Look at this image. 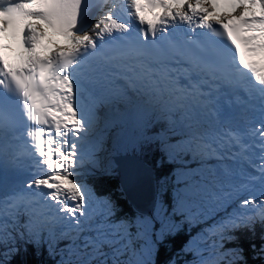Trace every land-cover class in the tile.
Returning <instances> with one entry per match:
<instances>
[{
    "label": "snow or ice",
    "instance_id": "1",
    "mask_svg": "<svg viewBox=\"0 0 264 264\" xmlns=\"http://www.w3.org/2000/svg\"><path fill=\"white\" fill-rule=\"evenodd\" d=\"M0 37L22 49L0 55V184L22 185L0 198V264L22 243L47 244L56 264H155L177 215L213 220L184 245L185 264L242 258L226 245L264 230V0H0ZM150 115L180 138L145 135ZM129 122L134 150L160 139L169 161L200 162L174 173L171 211L158 192L151 215L118 216L79 179Z\"/></svg>",
    "mask_w": 264,
    "mask_h": 264
},
{
    "label": "trees",
    "instance_id": "2",
    "mask_svg": "<svg viewBox=\"0 0 264 264\" xmlns=\"http://www.w3.org/2000/svg\"><path fill=\"white\" fill-rule=\"evenodd\" d=\"M150 118L153 119V122L144 130L145 135L149 137L167 135L172 143L180 138L179 132L175 135L168 132L166 121L156 120L151 117V115ZM125 126L128 131V139L123 146V150L120 152L124 151V154L130 152L134 153L141 158L140 161L144 165L150 166L153 173L155 187L157 188L156 193L159 192L162 196V200L169 207V210H171L173 202L171 190L174 187L172 184V181L175 179L174 173L183 167L198 168L200 167V162L192 160L190 155L183 156L176 161H169L168 156L162 150L160 139H152L147 142L142 141V147L134 150L132 148V142L139 136V129L131 122L125 124ZM118 132L119 127L115 128L114 131L112 129L108 132L112 134L111 138L113 139V142L118 140L117 142H112L115 147L120 146L123 142L121 137L117 135ZM120 152L113 150V155L109 158V163L106 167L98 171L95 170V172L89 171L84 181L94 189L97 196H108L116 203L118 206V216H132L135 213H138V211L127 199V195L122 187V174L120 173L119 175L117 164L113 158L114 155L116 156L121 154ZM165 177H171V179L166 184L164 190H161L159 181ZM152 213L153 211H150L144 215H151ZM179 216H177V219ZM200 221L201 220H199L196 224H193V222L188 223L185 221L184 217H182V221L179 223V227L174 234L166 237L163 241L165 243L162 242L163 245L160 243L157 253V262L155 264L168 262L171 257L177 261V264H184L181 260L183 256V254H181L183 244L192 233L196 232L197 228H204L202 222ZM236 237V240L232 244L226 245V247H238L242 250V258L238 260L236 264H264V253L261 252L262 248L260 245L262 243L264 233L260 225L256 226V231L254 233L247 230H241L236 233ZM25 247H27V251L24 250ZM187 255L189 254H186V256ZM58 259V256L49 254L47 244L40 248H35L31 245L25 246L22 243L20 253L14 258V264H56V260Z\"/></svg>",
    "mask_w": 264,
    "mask_h": 264
},
{
    "label": "rangeland",
    "instance_id": "3",
    "mask_svg": "<svg viewBox=\"0 0 264 264\" xmlns=\"http://www.w3.org/2000/svg\"><path fill=\"white\" fill-rule=\"evenodd\" d=\"M45 39L48 40V38H45ZM48 42H49V40H48ZM124 126H125V125H123L122 127H119V132H118V133H119V136L121 137V139H122V141H123V142L120 144V146L115 147V145H113V143H114V142H117L118 140L113 142V139L111 138V135H112V134L108 133V135H107V139H106V141H105V148H106V151L100 153V156H101V158L103 159V167H101V168H96V169H90L89 171L95 172V170L98 171V170L104 169V168L106 167V165L109 163V162H108V161H109V158L111 157V155H113V154H112V151L115 150V151L120 152V151L123 150V146L125 145V143L127 142V139H128V135H127V132H126L125 129H124ZM113 131H114V129H113ZM112 142H113V143H112ZM137 156H138V155H137ZM209 160H210V159H209ZM209 160L207 161V165L210 164V168H211V167H213V165H212V163L209 162ZM212 160H215V159H212ZM128 163H130V162H128ZM109 168H110V167H109ZM88 173H89V172H88ZM23 175H24V174H23ZM25 175H26V174H25ZM21 177H24V178H26V179H29V177H26V176H21ZM85 177H86V174L83 175V176H81V177H79V179L84 180ZM172 184L174 185L173 189L171 190V195L173 196L174 188L177 187V185H175V179L172 181ZM11 186H12V183H9V184L6 185L5 190H4L5 196H9V195H12V194L14 193V191L11 189ZM181 186H182V185H181ZM156 189H157V188H156ZM20 190H21V189H20ZM156 191H157V190H156ZM157 195H158V193L155 192L154 205H153V208H152L151 211L154 210V206H155V202H156V199H157ZM159 195H160V194H159ZM143 196H145V197H143V200H139V198H136V199H138V200H137L138 202H136V201H134V202L137 203L139 206L141 205L142 209H148L147 205H148L149 203L152 202V194H151V197H150V192H149L148 195H147V193H143ZM160 198L162 199V196H161V195H160ZM172 199H173V198H172ZM164 203H165V202H164ZM165 204H166V203H165ZM169 211H171V210H169ZM135 214H136V213H135ZM135 214H134V215H135ZM143 214H147V213H143ZM134 215H132V216H134ZM177 216H179V215H177ZM177 216L174 217V220H175L176 223L179 225V223L182 221V217L179 216V218L177 219ZM216 218H218V216H217ZM185 221H187L188 223H190V221H188V220H185ZM201 221L204 222V223H203L204 228H206L209 224H211V223L213 222L212 219H207V220L201 219ZM192 222H193V223H197V222H195V221H192ZM205 222H206V223H205ZM156 227L159 228V224H157ZM204 228H203V229H204ZM201 230H202V229H199L198 231L196 230V232L192 233L191 236L188 237V239L186 240V242L183 244V248H184V245L187 244L188 241H189L190 239H192L193 237L197 236V234H198ZM262 231H263V233H264V230H262ZM163 243H165V242H163ZM163 243H161V245H163ZM159 245H160V244H159ZM159 245L157 246V251L155 252V255H154V257H153L155 263L157 262V253H158V250H159ZM260 245H261V248H264V239L262 240V243H261ZM181 254H183L181 260H182V262H183L184 264H185L186 261H190V260L192 259L191 254H189V255H187V256H186V254L184 255V253H182V252H181ZM173 260H174L173 257H171V259L168 260V262H164V263H162V264H170V262L173 261Z\"/></svg>",
    "mask_w": 264,
    "mask_h": 264
},
{
    "label": "bare ground",
    "instance_id": "4",
    "mask_svg": "<svg viewBox=\"0 0 264 264\" xmlns=\"http://www.w3.org/2000/svg\"><path fill=\"white\" fill-rule=\"evenodd\" d=\"M92 18H94V16ZM46 41L48 42V40ZM120 153L121 154L116 155L113 158H114L115 163L117 164L119 175L120 173L122 174V183L131 201L132 202L136 201L134 197L139 198V200H143V197H145L143 196V193H147L148 195L150 192V197H151V194H153V183H152V179L150 178L151 176L150 169L146 167L136 156L131 155V154H124L123 152H120ZM133 157L135 159H133ZM134 165L138 169V175H137V179L135 183L130 186L127 182V177H128L130 168H132ZM20 180L26 181L27 179L20 178ZM1 187H2V184H0V188ZM21 188H22V185L19 183H13L12 185V190L14 192L20 191ZM135 205L139 208H142L141 205L139 206L137 203H135Z\"/></svg>",
    "mask_w": 264,
    "mask_h": 264
},
{
    "label": "water",
    "instance_id": "5",
    "mask_svg": "<svg viewBox=\"0 0 264 264\" xmlns=\"http://www.w3.org/2000/svg\"><path fill=\"white\" fill-rule=\"evenodd\" d=\"M134 156H135V155H134ZM138 159H139V158H138ZM139 160H140V159H139ZM142 161H143V160H142ZM143 162H144V161H143ZM144 163H145V162H144ZM145 164H146V163H145ZM145 166H146V165H145ZM146 167H148V168L150 169V175H151L150 178L152 179V183H153L152 202L149 203V204L147 205L148 209H142V208L137 207V206L135 205V203L131 201V199L129 198V196H128L126 190H125V187H124L123 184L121 183V184H122V187H123V189H124V192H125V194L127 195V199L129 200V202L133 205V207H134L139 213H147V212H150V211L152 210L153 205H154L155 192H156V187H155V182H154V178H153L152 170H151L150 166H146ZM134 198H135L136 202H138V201H137L138 199H136V197H134Z\"/></svg>",
    "mask_w": 264,
    "mask_h": 264
}]
</instances>
